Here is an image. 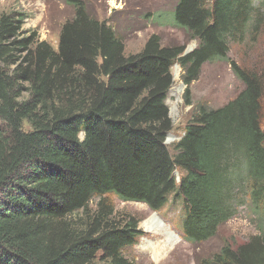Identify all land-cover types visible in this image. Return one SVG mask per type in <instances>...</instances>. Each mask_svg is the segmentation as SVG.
Returning <instances> with one entry per match:
<instances>
[{
	"label": "trees",
	"instance_id": "obj_1",
	"mask_svg": "<svg viewBox=\"0 0 264 264\" xmlns=\"http://www.w3.org/2000/svg\"><path fill=\"white\" fill-rule=\"evenodd\" d=\"M68 1L56 49L24 31L22 13H0V264H131L123 250L141 232L113 197L155 211L177 200L194 243L243 198L264 214V75L230 60L243 88L220 107L195 106L181 138L165 142L174 64L189 105L202 64L264 26V0H176L172 21L196 47L184 54L151 35L128 55L110 25ZM200 264H264V241Z\"/></svg>",
	"mask_w": 264,
	"mask_h": 264
},
{
	"label": "rangeland",
	"instance_id": "obj_2",
	"mask_svg": "<svg viewBox=\"0 0 264 264\" xmlns=\"http://www.w3.org/2000/svg\"><path fill=\"white\" fill-rule=\"evenodd\" d=\"M79 1L89 16L112 27L123 41L127 55L139 52L151 35L159 38L162 44L183 46L184 54L197 45V41L189 39L181 28L173 24L171 9L176 0ZM258 1L260 0L253 2ZM7 11L22 13L24 31L36 32L37 39L45 41L53 49L57 47L62 25L74 15L73 6L68 0H0V13ZM228 46L226 59H214L202 64L197 77L189 86L192 101L189 105L184 102L187 92L181 79L184 69L177 63L174 64L171 72L173 84L165 100L171 120V136L165 142L170 148L183 135L195 106L204 104L209 108L220 107L232 100L243 88L242 82L231 70L230 60L264 75V26L258 27L254 37H246L238 43L229 40ZM261 127L264 131V105ZM25 128H28L27 124ZM175 175L179 177L178 173ZM241 200L236 201L232 218L221 225L213 237L194 243L183 238L180 229L181 205L177 200H169L154 213L145 203L122 201L113 197L111 202L116 215L133 217L141 232L136 242L123 250V256L131 264H200L219 252L223 246L236 248L256 237L264 241V214H258V210L250 205L247 198ZM94 206L95 201L91 202L90 208L93 209ZM157 215L163 220L167 231L175 236L174 240L167 242L163 231L149 230L144 226L149 218ZM151 245H158L165 251L154 255Z\"/></svg>",
	"mask_w": 264,
	"mask_h": 264
},
{
	"label": "bare ground",
	"instance_id": "obj_3",
	"mask_svg": "<svg viewBox=\"0 0 264 264\" xmlns=\"http://www.w3.org/2000/svg\"><path fill=\"white\" fill-rule=\"evenodd\" d=\"M144 226L147 228V229H149V230H161V231H163L164 233H165V240L167 241V242H170V241H172V240H174V235L172 234V232L171 231H167V228H166V226H165V224H164V222H163V220L162 219H160L159 217H158V215L157 216H155V217H151V218H149L145 223H144ZM148 230V231H149ZM159 233V232H158ZM165 241V242H166ZM166 245V243L163 245V246H165ZM170 245V244H169ZM150 247V246H149ZM151 250H152V252H153V254L154 255H159L160 253H161V251H163L164 250V248H162V247H160V246H158V245H151ZM165 251V250H164Z\"/></svg>",
	"mask_w": 264,
	"mask_h": 264
},
{
	"label": "water",
	"instance_id": "obj_4",
	"mask_svg": "<svg viewBox=\"0 0 264 264\" xmlns=\"http://www.w3.org/2000/svg\"><path fill=\"white\" fill-rule=\"evenodd\" d=\"M137 203H139V202H137Z\"/></svg>",
	"mask_w": 264,
	"mask_h": 264
},
{
	"label": "clouds",
	"instance_id": "obj_5",
	"mask_svg": "<svg viewBox=\"0 0 264 264\" xmlns=\"http://www.w3.org/2000/svg\"><path fill=\"white\" fill-rule=\"evenodd\" d=\"M167 138V137H166Z\"/></svg>",
	"mask_w": 264,
	"mask_h": 264
}]
</instances>
